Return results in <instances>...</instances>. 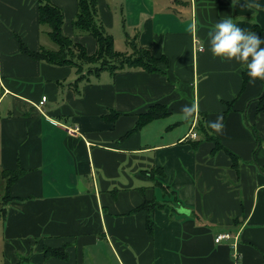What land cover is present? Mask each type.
<instances>
[{
  "label": "crops",
  "instance_id": "0c3cea01",
  "mask_svg": "<svg viewBox=\"0 0 264 264\" xmlns=\"http://www.w3.org/2000/svg\"><path fill=\"white\" fill-rule=\"evenodd\" d=\"M49 1L63 9L64 34L94 53L95 39L72 28L77 0ZM37 3L0 0V170L25 171L1 217L4 264H264V114L254 102L264 79L243 89L245 67L209 45L225 17L264 37V0H99L115 48L122 30L169 63L105 71L76 87L75 69L20 50L19 40L56 49ZM157 103L169 114L131 131ZM193 103L185 120L181 108ZM217 116L219 133L209 125ZM158 167L164 175L150 172ZM152 200L163 207L152 211L150 234L147 211L135 209ZM222 233L231 238L216 243ZM47 247H65L68 258L46 257Z\"/></svg>",
  "mask_w": 264,
  "mask_h": 264
},
{
  "label": "trees",
  "instance_id": "16d2710c",
  "mask_svg": "<svg viewBox=\"0 0 264 264\" xmlns=\"http://www.w3.org/2000/svg\"><path fill=\"white\" fill-rule=\"evenodd\" d=\"M37 11L39 25L46 28V33L55 44L56 49L41 47L39 50L34 51L28 48L22 40H19L20 50L31 58L51 66L75 69L78 78L72 84L73 87H76L80 81L89 78V76L98 77L105 71L112 75L136 68L147 72H162V65L168 66L169 61L165 55L157 57L151 49L140 46L137 37L127 38L128 51L117 50L114 45L113 35L109 33L101 19L99 0H77V12L72 21V28L75 34L82 35V33H85L95 39L97 47L92 54L88 52L86 46L64 34L63 26L65 20L63 9L60 6L53 4L49 0H38ZM255 31H257L258 36H261L262 30L258 26L255 27ZM242 77L243 89H245L247 83L252 79L247 75L246 68L242 72ZM254 102L256 103V113L264 114V88L263 92L254 99ZM233 103L227 102L226 106L228 110L232 109ZM168 114L169 108L166 105L157 103L150 106L145 113L139 115L135 127L131 131L137 130L148 122L165 117ZM249 127L255 134L257 142H259L256 128L253 126ZM202 131H205L206 139L214 142V150L225 151L230 156L233 166L237 168L239 164L238 157L222 146L215 136L207 134L204 128ZM193 146H196V143ZM150 172L164 175L162 167L154 168ZM24 173L25 171L19 166L15 170H4L2 172L6 180V192L0 203L1 216L6 212L5 205L14 199L11 195V187ZM165 192H167L166 189ZM157 206L163 207V204L152 200L144 202L135 209L147 211L146 226L150 234L154 230L152 211ZM45 256L58 257L63 260L68 258L65 247H47L45 248Z\"/></svg>",
  "mask_w": 264,
  "mask_h": 264
},
{
  "label": "clouds",
  "instance_id": "9594fccd",
  "mask_svg": "<svg viewBox=\"0 0 264 264\" xmlns=\"http://www.w3.org/2000/svg\"><path fill=\"white\" fill-rule=\"evenodd\" d=\"M209 45L214 56L240 63L253 80L264 79V37L258 36L254 31L242 29L232 18L225 17L218 20L209 32ZM195 111L194 103L185 104L181 108L185 120L191 118ZM209 125L217 133L224 128L221 116L210 121Z\"/></svg>",
  "mask_w": 264,
  "mask_h": 264
},
{
  "label": "rangeland",
  "instance_id": "374dc122",
  "mask_svg": "<svg viewBox=\"0 0 264 264\" xmlns=\"http://www.w3.org/2000/svg\"><path fill=\"white\" fill-rule=\"evenodd\" d=\"M123 33L124 32L122 30L118 31V32H115V35H116V49L118 47L119 49H117V50H119V51H125V50L128 49L127 45L125 43V42H127V39H124ZM82 35H87V34L82 33ZM48 42L51 43V41L49 39H48ZM51 44H53V43H51ZM184 128H185V126H184ZM184 128L182 127V128H180L178 130L182 131V130H184ZM178 130H175V132H178ZM5 184H6V180H3L2 171L0 170V203H1V200H2V198H3V196H4L5 192H6V185ZM1 217L2 216L0 215V264H4V258L5 257L2 254L3 248H2V242H1V240H2L1 238L3 236V231H4V223H3V219ZM24 264H26V263H24Z\"/></svg>",
  "mask_w": 264,
  "mask_h": 264
},
{
  "label": "built area",
  "instance_id": "2783aa9c",
  "mask_svg": "<svg viewBox=\"0 0 264 264\" xmlns=\"http://www.w3.org/2000/svg\"><path fill=\"white\" fill-rule=\"evenodd\" d=\"M199 51L203 50V46H199L198 48ZM47 100V97L46 96H43L41 101H40V105H43ZM188 137L189 138H193V139H196L197 138V133L194 132V131H191L189 134H188ZM231 238V235L229 233H222V234H219L216 238H215V242L216 243H220L222 242L223 240H229Z\"/></svg>",
  "mask_w": 264,
  "mask_h": 264
},
{
  "label": "water",
  "instance_id": "95a60500",
  "mask_svg": "<svg viewBox=\"0 0 264 264\" xmlns=\"http://www.w3.org/2000/svg\"><path fill=\"white\" fill-rule=\"evenodd\" d=\"M81 182H79V185H78V188H79V190H83V189H81Z\"/></svg>",
  "mask_w": 264,
  "mask_h": 264
}]
</instances>
